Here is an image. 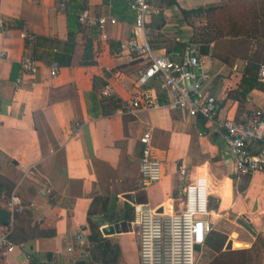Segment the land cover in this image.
<instances>
[{
  "label": "crops",
  "instance_id": "obj_1",
  "mask_svg": "<svg viewBox=\"0 0 264 264\" xmlns=\"http://www.w3.org/2000/svg\"><path fill=\"white\" fill-rule=\"evenodd\" d=\"M132 1L0 0V15L12 24L9 35L0 30V209H7L12 193L23 206L11 236L15 247L0 264H140L133 222L137 203L124 195L144 189L138 198L147 199L150 207L173 204L180 210L185 186L199 175L209 180L212 225L214 217L234 215L254 230L256 234L238 221L253 240L264 232V171L239 173L223 129L172 107L171 94L158 79L140 82L146 61L121 51L122 42L134 34ZM169 1H151L159 19H150L149 39L160 47L158 54L181 60L192 43L191 27L178 10L190 7ZM83 10L116 22L107 25L104 37L99 29L79 22ZM138 37L143 40L141 31ZM88 42L96 62L83 65ZM199 47L210 73L207 90L218 99L220 119L264 111L263 90L254 88L245 97L236 93L247 60L228 63L216 53L215 42ZM25 56L36 60L34 74L22 72ZM54 64L56 75L51 74ZM96 76L107 85L94 88ZM106 87L109 95H103ZM138 90L156 98L160 107L122 110ZM110 95L119 105L115 111L105 99ZM146 131L152 133L154 155L163 163L162 179L154 183L140 171V137ZM259 148V142L253 143L254 151ZM183 165L186 175L180 171ZM90 219L100 222L104 240L115 247L106 259L94 251ZM122 221L132 223L133 229L102 231ZM242 230L228 234L235 250L252 245Z\"/></svg>",
  "mask_w": 264,
  "mask_h": 264
},
{
  "label": "built area",
  "instance_id": "obj_2",
  "mask_svg": "<svg viewBox=\"0 0 264 264\" xmlns=\"http://www.w3.org/2000/svg\"><path fill=\"white\" fill-rule=\"evenodd\" d=\"M152 0H133L130 8L135 15L133 35L122 42L121 51L146 61L139 80L147 83L155 78L162 89L171 94V106L182 109L189 116H200L224 131L225 141L235 156L236 169L244 175H253L264 171V111L258 109L251 115L240 119H220L218 99L207 90L210 78L209 69L199 45L192 43L184 51L181 60L168 54H158L152 47L149 36L152 32L148 25L150 19L159 12L154 9ZM209 1V0H199ZM65 8V3H60ZM79 22L88 27H95L104 32L109 23L116 19L105 15L96 16L88 10L79 13ZM12 24L0 15V30L10 34ZM141 31L143 40L138 37ZM21 36L28 37L21 32ZM25 74L37 71V62L33 57L25 56L21 61ZM58 65L54 64L51 74L56 75ZM259 80L264 83V61L259 66ZM109 89L103 95H109ZM160 103L154 97H148L138 90L129 101L122 105V110L134 112L140 109H155ZM142 144L140 157L141 176L147 182H158L163 176V163L154 155L152 133L144 132L140 137ZM255 142L260 143L257 151L252 149ZM181 174H187V167L181 166ZM152 208L148 204L137 203L134 206L137 241L140 264H199V255L206 245L208 234L213 229L209 220L210 189L206 175H199L184 188V205L175 210L173 204ZM10 211V223L0 222V258L6 256L15 247L11 236L16 215L22 211L20 197L12 193L7 202ZM81 244H86L84 233L78 236ZM200 245V250L196 245Z\"/></svg>",
  "mask_w": 264,
  "mask_h": 264
},
{
  "label": "rangeland",
  "instance_id": "obj_3",
  "mask_svg": "<svg viewBox=\"0 0 264 264\" xmlns=\"http://www.w3.org/2000/svg\"><path fill=\"white\" fill-rule=\"evenodd\" d=\"M243 0H180V3L185 7H190L185 11L191 12L186 17L182 8L178 12L184 16V20L191 27L190 37H208V35L215 34L216 38L212 41L216 45V53L225 56L228 63L237 60L239 62L254 61L259 62L264 56V33L258 35L236 34V29L240 21H243L244 15L240 14ZM245 1V0H244ZM247 1L248 9L250 8ZM211 5H220L223 9L212 14L203 12L202 14L196 12L198 8L205 7L206 9ZM233 7L232 9H230ZM238 20V22H236ZM217 23L219 29L214 30L213 25ZM237 25V26H236ZM261 35V36H260ZM211 43V42H210ZM213 229L220 231L228 236L232 230H242V226L237 221L234 215H228L225 218H213ZM101 231V226H100ZM247 235L246 237L252 239V245L246 250H236L233 252H219L212 250L209 245L204 246L199 255V264H264V232L253 240L248 231L242 230ZM229 239V236H228ZM227 239V241H228ZM226 241V244H227ZM226 244L223 248L225 250ZM233 249H238L233 246Z\"/></svg>",
  "mask_w": 264,
  "mask_h": 264
},
{
  "label": "trees",
  "instance_id": "obj_4",
  "mask_svg": "<svg viewBox=\"0 0 264 264\" xmlns=\"http://www.w3.org/2000/svg\"><path fill=\"white\" fill-rule=\"evenodd\" d=\"M248 0H243L241 1L242 7L239 12L240 14H243L244 19L243 21H240L238 24V28L236 29V34H248V35H258L259 33H264V0H251V3H249L250 8L248 9L247 5ZM175 3V0H170L169 5H172ZM224 6L220 5H211L207 9L205 7H200L198 8V13L202 14L203 12H208L213 18V20H216L214 18V14L216 12H220L221 9H223ZM231 7L230 9H232ZM184 15L188 17L191 12L183 10ZM238 22V20H236ZM153 24L156 26L158 23L153 21ZM213 25L214 30L219 29L217 26V23H214ZM237 26V25H236ZM261 36V35H260ZM264 36V35H262ZM216 38L215 34L208 35V37H193L189 39L188 43H196V44H209ZM74 39V33L70 32L69 33V40L70 42ZM152 47L157 50L160 48L157 44H155L153 41H150ZM96 61L94 59V54H93V48L91 43H86L85 47V52L83 55V58L81 60V64L83 65H91L94 64ZM259 66L260 62H254V61H246V65L243 68V76L241 79V84L239 88L236 90V93L240 96H246L251 90L254 88H258L264 91V83L259 80ZM107 85V82L101 78V77H94V88H97L98 86H103L105 87ZM235 93L234 91L230 93V95ZM110 101L111 105V110L110 111H115L119 105L117 100L113 95L108 96L105 98ZM89 225H90V241L93 244L94 251L98 252L97 254L100 253V256L104 259H106V255L109 249L113 251L115 249L114 246L112 248L109 247L108 243L104 240L102 233L100 231V222L94 221L92 219L89 220ZM259 237V236H258ZM228 239V236L220 231H216L214 229L211 230V232L208 234L207 239H206V245H209L212 247V250L214 251H219V252H233L236 250H223L226 241ZM239 250H246V249H239ZM117 251V250H116ZM113 254V253H112ZM116 256V255H113ZM114 258V257H113ZM34 264H36L35 261H33Z\"/></svg>",
  "mask_w": 264,
  "mask_h": 264
},
{
  "label": "water",
  "instance_id": "obj_5",
  "mask_svg": "<svg viewBox=\"0 0 264 264\" xmlns=\"http://www.w3.org/2000/svg\"><path fill=\"white\" fill-rule=\"evenodd\" d=\"M155 19L158 20L159 19V14L155 15ZM144 189H136L135 192L132 193H127L124 195V197L126 199H128L129 201H131L132 203H143L146 204L147 203V199H140L138 198L140 196V194L144 193ZM160 211H162V208L159 209ZM10 216L11 213L9 210L7 209H0V222L2 224H9L10 223ZM238 221L244 226L246 227L249 231H251L253 234H256L254 232V230L248 225V223H246L244 220L242 219H238ZM130 229H133L132 227V223L127 222V221H122L119 223H115L114 225H109V226H105L102 228V231L105 234L108 233H115V232H121V231H128ZM233 246V242L230 239L228 241V243L226 244V249H231ZM196 249L200 250V245H196Z\"/></svg>",
  "mask_w": 264,
  "mask_h": 264
},
{
  "label": "bare ground",
  "instance_id": "obj_6",
  "mask_svg": "<svg viewBox=\"0 0 264 264\" xmlns=\"http://www.w3.org/2000/svg\"><path fill=\"white\" fill-rule=\"evenodd\" d=\"M240 245L239 243H237V246Z\"/></svg>",
  "mask_w": 264,
  "mask_h": 264
}]
</instances>
